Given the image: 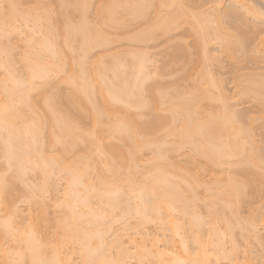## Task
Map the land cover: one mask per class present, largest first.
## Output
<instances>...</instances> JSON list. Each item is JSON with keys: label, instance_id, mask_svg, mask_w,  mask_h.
<instances>
[{"label": "bare ground", "instance_id": "obj_1", "mask_svg": "<svg viewBox=\"0 0 264 264\" xmlns=\"http://www.w3.org/2000/svg\"><path fill=\"white\" fill-rule=\"evenodd\" d=\"M55 1L0 0V163L13 171L0 174V264H264V69L252 68L264 0H96L92 21L93 0ZM12 36L28 45L22 77L8 68ZM156 40L172 81L150 69ZM51 77L70 92L43 90ZM184 149L185 166L168 159ZM19 203L30 214L18 224ZM149 225L164 244L145 242Z\"/></svg>", "mask_w": 264, "mask_h": 264}, {"label": "rangeland", "instance_id": "obj_2", "mask_svg": "<svg viewBox=\"0 0 264 264\" xmlns=\"http://www.w3.org/2000/svg\"><path fill=\"white\" fill-rule=\"evenodd\" d=\"M27 1H29V3H28ZM36 1H38V0H32V2H31V0H18V2H19L18 5H20V3L22 2L21 5H20V6H21V9L26 8V6H27V8H30V7H31V5H30L31 3H32L33 7H35V6H37V4H38V6H39V4H40L41 2H42V4H43L45 0H41V1L39 0L38 2H36ZM50 1H54V3L56 2L55 0H50ZM94 2H95V3H94ZM100 2H101V0H100ZM27 3H28V4H27ZM48 3H49L50 5H48L47 7L52 6V5H51L52 2H49V0H46L45 7H46V4H48ZM97 3H99L98 0H97ZM97 3H96V0H93V4H92V5H93L94 7H93V10H92V7H91V11H90V12L93 14V16L91 17V15H90L91 13L89 14V16L91 17V18L89 17L91 21L95 18V15H94L95 12L93 13L92 11L95 10V7H96V4H97ZM22 4H23V5H22ZM43 5H44V4H43ZM20 6H19V7H20ZM23 7H24V8H23ZM40 7H41V6H40ZM54 7H55V9H57L56 4L54 5ZM54 7H53V8H54ZM43 8H44V6H43ZM3 11H4V10H3ZM74 17H75V16H74ZM74 17H72V18L74 19ZM93 17H94V18H93ZM72 18H71V19H72ZM73 19H72V20H73ZM75 19H76V18H75ZM75 19H74V20H75ZM55 21L57 22L58 19H55L54 22H55ZM95 21H96V20H95ZM56 22H55V24H56ZM57 24H58V22H57ZM137 25H139V24H136V25H135V26L138 28ZM135 26H134L133 28H130V29H131V30H132V29L135 30V29H134ZM260 26H261V28H259V31H260V32L258 31V33H261V32L264 30V25H260ZM133 30H132V31H133ZM40 31L43 32L44 30L42 29V30H40ZM107 31H109V34L107 33L108 36H109V35H112L114 38L118 39V41H119L120 38H119V36H118L117 33H125V32H128V31H129V28L126 29V30H124V29L121 30V31L119 30L118 32L113 31V30H107ZM111 31L113 32V34L111 33ZM130 32H131V31H130ZM24 33H25V34H26V33H27V34H28V33L30 34V32H28L27 29L24 30ZM115 33H116V34H115ZM27 34H26V35H27ZM114 34H115V36H114ZM128 34H129V32H128ZM22 35H24V34H22ZM121 35H122V34H120V36H121ZM123 35H124V34H123ZM125 35H127V34L125 33ZM125 35H124V36H125ZM24 36H25V35H24ZM36 37H38V36H36ZM109 37H111V36H109ZM117 37H118V38H117ZM121 37H123V36H121ZM12 38H13V36L10 38V42H11V43H10V44H11L10 46L13 48V51L11 52V50H12V48H11V50H10V52H11L10 55H12V56H11V59H13V57H14V59L11 60L12 63L10 62L11 67L9 66L8 68H11V69L13 68V69H14V67H16L17 69H14V70L12 69L13 71H11V72H13V74H15V73L17 72V71H15V70H18V74H17V76L22 77V75H24V74H23L24 71H22L23 68H22L21 63H19V65H18L17 62H18V61L20 62V57H18V56H21V52H22V54H23L24 50L26 49L24 46H25L27 43H26L25 45L22 46V44L25 43L24 41H22V39L25 38V37H23V36H22V38L20 39L21 42H20L19 40H18V42H17V40H16L15 38H13L14 40H12ZM114 38H112V39H114ZM123 39H124V38H123ZM23 40H24V39H23ZM159 40H160V39H159ZM159 40H156L155 44L152 43L151 46H147V49H148V50H147V54L149 53L147 57H148L149 60H151V63H154L153 65L150 63L152 66L149 65V66H151V67H150L151 70H152V67H153V70L157 69L158 67H159L158 69H162V70H164V72H163V73H165L164 75H163L162 71H160V70H158V69H157V71H153V70H152L153 72H159L160 75H159L158 73H157V74L154 73V75L156 74V75H155L156 77H157V75H158V76H159V80H160V78H161L162 76H166V74H167V75L169 74L170 76H171L172 73L174 74V70L171 69V67L169 66V65H170V60H172V58H170V57H169L170 55L166 53V52H167L166 49L163 50V49L165 48V47H164V44L162 43V41L160 42ZM162 40L164 41V39H162ZM120 41L122 42V39H120ZM123 41H124V40H123ZM3 42H5V41H3ZM22 42H24V43H22ZM121 42H120V44H121V46H123V47H119V46H120L119 42H117L115 45H114V44H110V45H109L110 47H109V46H107V47H109V49L111 48L112 50H113V48H115L113 51H112V50H109L108 48H106V49L104 48L105 53L107 52V53H106L107 55H106V54H104V50H101V51H100V49H99L98 51H97V50H94V52H93L92 54H90V58L92 59V61H94L92 57H93L94 54L97 56V54H96L97 52L100 54V55L98 54V56H97V60H98L99 56H101V57H102V56H105V55L108 56V55H109L108 52H110V51L114 53V51H118V50L120 51V49H121V51H122V49L124 50V47H125V46L128 48V45H125V46H124V44H126L125 41H124V43H121ZM157 42H158V43H157ZM7 43H8V42H7ZM160 43H161V46L158 45V44H160ZM8 44H9V43H8ZM30 44H31V43H30ZM122 44H123V45H122ZM162 44H163V46H162ZM112 45H113V46H112ZM117 45H119L118 48H116ZM26 46H28V45H26ZM111 46H112V47H111ZM153 46H154V47H153ZM157 46H158V47H157ZM126 47H125V48H126ZM132 47H133V46H131V48H132ZM134 47H135V46H134ZM149 47H150V48H149ZM159 47H161V48L164 47V48H163V49L160 48V50H159ZM101 49H102V48H101ZM116 49H117V50H116ZM132 49H133V48H132ZM136 49H138V48H136ZM106 50H108V51H106ZM158 50H159V53H160V52L162 53V54H160V57L158 56V54H159V53L157 52ZM162 50H163V51H162ZM102 51H103V52H102ZM164 51H166V52H164ZM101 53H102V54H101ZM154 53H157V54H154ZM164 53H165V54H164ZM103 54H104V55H103ZM153 54L156 56V59H155V60H157V62H158L159 59H160V60H159L160 62H162V61H164V60H165V61H168V62H165V61H164V62H165V63H164L165 65L163 64V65H164V66H163L161 63H159V62L157 63L155 60L152 61V60H153V56H154ZM13 55H14V56H13ZM95 55H94V57L96 58ZM120 55H121V54H120ZM149 55H151V56L153 55V56L150 57ZM162 55H163V57H162ZM165 55H166V56H165ZM167 55H169V56H167ZM91 56H92V57H91ZM157 56H158V57H157ZM165 57H167V58H166V59H162V58H165ZM120 58H122V56H121ZM123 58H124V56H123ZM123 58H122V61H123ZM157 58H159V59H157ZM169 58H170V59H169ZM1 59H2V57H0V61H1ZM91 59H90V60H91ZM100 59H101V58H100ZM161 59H162V60H161ZM2 60H3V59H2ZM15 60H16V61L18 60V61L16 62ZM105 60H106V59H105ZM95 61H96V60H95ZM125 61H126V59L124 60V63H125ZM248 61H249V60L244 61V62L246 63V65H245V63H244L245 68H248V67L252 66V64L255 65V63H253V62H251V61H249V65H248ZM149 62H150V61H149ZM171 62H172V61H171ZM162 63H163V62H162ZM166 63H167V66H166ZM250 63H251V64H250ZM5 64L8 65V63H5ZM5 64H4V65H5ZM10 64H9V65H10ZM13 64H14V67H13ZM155 64L157 65L156 68L154 67ZM262 64H263V63H261V65H259V66H258V64H256L257 66H252V68L254 69V67H255V69H256V71H257V70H259V69L261 68V66H262L263 69H264V64H263V65H262ZM160 65H161V66H160ZM227 65H228V64L226 63V64H225V67H226V68L223 69V71H222V70H221V71L224 72V73H226V74H228V76L230 77V76H231V73H232L231 71H233V68H231V67H232V66H231V67H230V70H227V68L229 67V66H227ZM242 65H243V64H242ZM20 66H21V67H20ZM165 66H166V67H165ZM247 66H248V67H247ZM167 67H168V69H167ZM242 67H243V66H242ZM256 67H257V68H256ZM258 67H259V68H258ZM154 68H155V69H154ZM164 68H165L166 70H165ZM252 68H251V69L248 68L249 71L252 70ZM11 69H10V70H11ZM169 69H170V70H169ZM243 69H244V67H243ZM7 70H8V69H7ZM23 70H24V69H23ZM167 70H168V71H167ZM8 71H9V70H8ZM228 71H229V72H228ZM259 71H260V70H259ZM261 71L263 72L264 70H261ZM1 72H2V71H0V74H1ZM20 72L22 73L21 75H20ZM245 72H247V71L245 70ZM252 72H253V71H252ZM254 72H255V71H254ZM229 73H230V75H229ZM161 74H162V76H161ZM173 74H172V76H173ZM232 75H233V73H232ZM15 76H16V74H15ZM155 76H154V77H155ZM172 76H171V78H170L169 76H167V77H165V78H162V79H163L162 81L164 82V80H165V83H166L167 80H168V79L166 80V78H168V77H169V79H170V80H168V82H169V81H172V80H171V79H172ZM228 76L226 75V77H228ZM60 77H61L60 75H59V77L57 76V78H58L59 80H60ZM173 77H175V75H174ZM226 77H224V78H226ZM229 77H228V78H229ZM58 79L55 80V78L52 79V77H51V82H53V83H51V82H47V83L51 86V88H50V86H48V85L45 84L46 87H45V88L43 87V88H44L43 90H46L47 88H48V89H52L53 92H52V90H51V92H50L49 94H51V93H52V94H54V93L57 94L60 90L63 91V92H62L63 94H64V91L67 93L69 87H68V86H65V84L62 85V83H60V81H59ZM52 80H53V81H52ZM49 81H50V80H49ZM57 81H58L59 84H61L60 86H58V84L56 83ZM151 81H152V80H151ZM151 81H149V82H151ZM173 81H174V78H173ZM54 82L57 84V86H56V84H55ZM159 82H160V81H159ZM168 82H167V84H165V86H164V83H163V86L166 87V85H168ZM152 83H154V81L151 82V84H152ZM155 83H156V85H157L158 82H156V80H155ZM155 83H154V84H155ZM51 84H52V85L55 84L54 87H56V89H55V88L53 89V86H52ZM151 84H150V85H151ZM160 84H161V83H160ZM171 84H172V83H170V85H171ZM152 85H153V84H152ZM156 85H155V86H156ZM157 86H159V84H158ZM163 86H161V87L164 88ZM57 87H59L60 89L57 88ZM66 87H67V88H66ZM167 87H168V89L170 90V88H169L170 86L168 85ZM48 89H47V90H48ZM57 89H59L58 92H57ZM49 91H50V90H48L47 93H48ZM61 91H60V93H61ZM42 92H43V91H42ZM69 92H70V91H69ZM69 92H68V93H69ZM44 93H45V91H44ZM60 93H58V94H60ZM62 93H61V94H62ZM66 93H65V94H66ZM226 93H227L228 95H230L231 92H230V91H227ZM34 94H35V93H34ZM34 94H33V95H34ZM36 94H37V93H36ZM34 96H35V95H34ZM38 96H39V95H38ZM86 120H88V121H86ZM81 121H82V120H81ZM89 121H90V119H85V120L83 121L85 124L82 123V122H81V123L83 124L84 127H85V126L87 127L86 124L89 125V123H90ZM90 125H91V124H90ZM86 127H85V128H86ZM89 127H90V126H89ZM89 127H88V128H89ZM167 153H168V154H167L168 159H169L170 157H171L170 159H172V156H173V159H172V160H173V161H177L175 158L178 156V157H177L178 160H179V161H177V162H179L178 164H180V165L183 164V166H185L186 161H187V159H186V157H185V155L187 156V153H188L187 150H185V149H184V150H181V151L178 153L179 155H178L175 151H171V152L168 151ZM149 154H150L149 151H147L146 153L144 152V154H143V156H142L141 158H143V159L146 160V158L148 159L149 156L151 157V154H150V155H149ZM181 154H182V155H181ZM183 154H185V155H183ZM175 156H176V157H175ZM0 157H1V155H0ZM174 157H175V158H174ZM146 161H147V160H146ZM180 162H181V163H180ZM143 163H144V162H142V164H143ZM0 164H1V163H0ZM2 164H3V163H2ZM2 164L0 165V169H1L2 166H3ZM145 165H146V164H143V166H145ZM147 165L149 166V164H147ZM149 167H150V166H149ZM141 168H143V167H141ZM146 168H147V167H146ZM143 169H144V168H143ZM143 169H142L143 172L146 171V170H143ZM140 170H141V169H140ZM2 171H3V169L0 170V174H1V173H4L5 176H9V177H6V178H11V176L13 175V173H12L13 171H12V170H11V174L9 173L10 170H7V172H2ZM8 171H9V172H8ZM142 171H141V172H142ZM143 172H142V173H143ZM147 172H148V168H147ZM5 173H6L7 175H6ZM8 174H10V175H8ZM28 175H29V176H28ZM28 175H27L26 177H24V181H26V183H25L24 181H23V183H24L25 185L28 186L29 184H27V183H31L32 185H35L34 183L38 184V183H37V182H39L38 179L36 178V179H37V182H36V179H35V177H37L36 175H35V176H34V174H32V175H31V174H28ZM30 175H31V176H34V177H31ZM93 175H94V174H93ZM93 175L91 176V178L93 177ZM93 179L95 180V178H94V177L92 178V182L94 181ZM205 180L207 181V180H209V178L206 176V177H205ZM60 182H61V183H60ZM94 182H95V181H94ZM63 183H64L63 181H57V184H56L57 187H56V188H58V189H57V191H56L57 194L54 196L55 198H56L57 196H58V197H61L60 195H62L61 192H62L63 187H64V184H63ZM24 184H23V185H24ZM31 184H30V185H31ZM17 185H18V184H17ZM23 185H22V186H23ZM30 185H29V187H30ZM32 185H31V186H32ZM61 185H62V186H61ZM22 186H17L16 188H15V187H12V189H14V190H12V191H14L15 195H16L17 190L22 189V190H20V193H19V192H17V193H18L19 195L21 194L19 197L24 196L23 194H24V192L26 193L27 189H26V187H25V189H26V191H25L24 188H21ZM18 187H20V188L17 189ZM29 187H28V191H29ZM32 188H33V187H32ZM15 189H16V190H15ZM23 189H24V190H23ZM200 192H201V194H202V191H200ZM201 194H200V195H201ZM203 194H204V193H203ZM203 194H202V195H203ZM202 195H201V196H202ZM50 196H51L50 194H49L47 197H46V195H45V199H46L45 202H47V203H46L47 205H50V203L52 204V202H53V201H52L53 196H52V197H50ZM17 197H18V195H17ZM58 197H57V199H58ZM51 198H52V199H51ZM53 200H54V199H53ZM95 200H96V199H94L93 202H95ZM18 208H19V212L21 213V219H20V220H17V221H18L17 223L19 224V223H22L23 221H26V219L28 218L30 212H29V208L27 207V205H26L25 203H19V204H18ZM59 211H60L59 209H55V208H52V207L48 210V212H49V217H51L50 219H52V222H53V219L55 220V219H57V217L60 216L61 213H60ZM243 211H245V212H244V214L242 213V216H243V217L247 216V214H248V213H247V210L244 209ZM32 213H33V212H32ZM1 215L3 216V211L0 212V216H1ZM115 225H116V224H115ZM118 225H119V224H117L116 227L113 226V227H114V230H116L115 228H117L116 231H119V230H120V228H119L120 225H119V226H118ZM118 228H119V229H118ZM259 228H260V227H259ZM142 230H143V231H142ZM142 230H141L142 234H143V232L146 231V232H145L146 234L144 233L145 236H144V234H143V235L141 234L145 239H144L143 237L140 236V233H139V235H136V236L133 235V236H134V239L136 240V242H137L138 240L140 241L139 238H142V239H144V240L147 239L148 241H145V242H146V243L148 242L147 244H149V243H150L149 240H151L153 236L155 237V235H158L157 237H158L159 240H160V244H161V245L164 244V242H165L164 240H165V239H163V238H164V237H163V234H161L160 230L158 231L154 225H149L147 228L144 227V229L142 228ZM120 231H121V230H120ZM114 232H115V231H114ZM112 233H113V232H112ZM115 233L117 234V232H115ZM121 233H122V232H121ZM262 233L264 234L263 231H262ZM113 234H114V233H113ZM160 234L162 235V237L159 236ZM187 234H188V233H187ZM186 236H187V235H186ZM112 237H113V235H112ZM130 237H132V236H130ZM154 237H153V238H154ZM187 237H188V236H187ZM132 238H133V237H132ZM189 238H190V236L186 239V242H187L186 244H187L188 248L191 249V247H192V246H191V245H192V244H191V243H192L191 241H192V240L189 239ZM110 239H112L111 236H110ZM122 239H124V241H127L126 236H125V237L123 236ZM13 245H15V244H13ZM13 245H12V246H13ZM126 246H127V244H126ZM190 249H189V250H190ZM72 258H73V261H75V263H76L77 261L75 260V259H76V255H75V254L72 255Z\"/></svg>", "mask_w": 264, "mask_h": 264}]
</instances>
